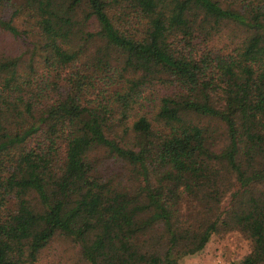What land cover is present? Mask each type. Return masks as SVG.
<instances>
[{"label":"trees","instance_id":"trees-1","mask_svg":"<svg viewBox=\"0 0 264 264\" xmlns=\"http://www.w3.org/2000/svg\"><path fill=\"white\" fill-rule=\"evenodd\" d=\"M231 232L264 264V0H0V264Z\"/></svg>","mask_w":264,"mask_h":264},{"label":"rangeland","instance_id":"rangeland-1","mask_svg":"<svg viewBox=\"0 0 264 264\" xmlns=\"http://www.w3.org/2000/svg\"><path fill=\"white\" fill-rule=\"evenodd\" d=\"M50 252L63 248L61 243H53ZM246 250V244L238 233L231 232L221 236H213L205 247L191 255L184 256L181 264H221L237 261Z\"/></svg>","mask_w":264,"mask_h":264}]
</instances>
